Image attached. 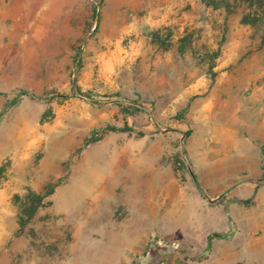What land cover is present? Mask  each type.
Returning a JSON list of instances; mask_svg holds the SVG:
<instances>
[{"label":"rangeland","instance_id":"obj_1","mask_svg":"<svg viewBox=\"0 0 264 264\" xmlns=\"http://www.w3.org/2000/svg\"><path fill=\"white\" fill-rule=\"evenodd\" d=\"M256 8L0 0V111L52 96L0 118V264H264V143L213 108L259 84Z\"/></svg>","mask_w":264,"mask_h":264},{"label":"crops","instance_id":"obj_2","mask_svg":"<svg viewBox=\"0 0 264 264\" xmlns=\"http://www.w3.org/2000/svg\"><path fill=\"white\" fill-rule=\"evenodd\" d=\"M264 55V48L256 51L253 56L245 59L241 67L238 66V75L245 78V82H258L254 91L244 96L237 92L234 95H227L221 101L214 102V110L217 113H230L232 118L233 130L240 131L241 128L246 129V138L251 143H264V60L261 58ZM255 65V66H254ZM260 68V69H259ZM259 69V72H258ZM255 70H257L255 72ZM261 70V74H260ZM263 73V75H262ZM261 76V79H258ZM242 81V80H241ZM228 82L234 83V80ZM252 152L248 157L251 159H260L259 148L251 144ZM256 151V152H255ZM264 156V155H263Z\"/></svg>","mask_w":264,"mask_h":264},{"label":"trees","instance_id":"obj_3","mask_svg":"<svg viewBox=\"0 0 264 264\" xmlns=\"http://www.w3.org/2000/svg\"><path fill=\"white\" fill-rule=\"evenodd\" d=\"M252 2H253V6H255L257 8L254 11L247 13L243 17L244 23H254V21L256 20L255 19L256 16H258V14H259L258 8H263L262 11L264 13V0H252ZM2 94L6 97V102L0 111V118L2 117V115L6 111H8L13 106H15L23 97H28V98L39 100V101H47V100H50L52 98V96L45 95V94H36V93L29 91V90H26V89H19L18 91H16L13 94H9V93H2ZM135 108L140 110V107L135 106ZM109 130H124V128L109 127ZM233 231H234V222L230 220L229 221V230L226 233H224V234H220V233L209 234L207 245L204 249V254L206 255L210 251L212 239L214 237L229 238L232 235Z\"/></svg>","mask_w":264,"mask_h":264}]
</instances>
